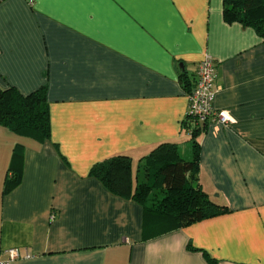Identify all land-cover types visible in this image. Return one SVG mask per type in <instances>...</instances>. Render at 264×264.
<instances>
[{"label": "crops", "instance_id": "1", "mask_svg": "<svg viewBox=\"0 0 264 264\" xmlns=\"http://www.w3.org/2000/svg\"><path fill=\"white\" fill-rule=\"evenodd\" d=\"M217 67L197 182L230 212L172 232L90 176L161 144L194 156L183 126L200 63ZM182 75L189 82L184 87ZM46 89L51 139L0 127V255L12 264H264V40L224 19V0H0V88ZM19 184L4 194L16 146ZM184 151V152H183ZM55 215V219H52Z\"/></svg>", "mask_w": 264, "mask_h": 264}, {"label": "trees", "instance_id": "2", "mask_svg": "<svg viewBox=\"0 0 264 264\" xmlns=\"http://www.w3.org/2000/svg\"><path fill=\"white\" fill-rule=\"evenodd\" d=\"M224 19L228 23L254 28L264 40V0H224ZM181 80L188 89L187 78L182 75ZM194 87L188 89L189 94ZM207 124H196L190 116H186L183 122L192 137L194 156L190 160L182 156L176 144L165 143L141 160L145 162L144 180L140 179L139 172L134 173L133 160L127 155H118L94 165L90 176L100 181L110 193L138 202L144 209L147 222L165 233L227 214L229 208L211 200L197 182L199 138L206 132ZM0 127L42 144L49 142L51 117L46 89L23 95L14 87L0 88ZM22 148V145L15 148L4 194L20 182L21 169L17 161ZM189 249L202 252L210 264H215L206 251L191 244Z\"/></svg>", "mask_w": 264, "mask_h": 264}, {"label": "built area", "instance_id": "3", "mask_svg": "<svg viewBox=\"0 0 264 264\" xmlns=\"http://www.w3.org/2000/svg\"><path fill=\"white\" fill-rule=\"evenodd\" d=\"M217 79L216 64L211 57L206 56L199 65L195 87L189 94L187 116L196 124L207 123L211 118L225 125L234 122L226 111H214ZM52 219H55V215H52ZM26 258H29L28 254H23L19 248H11L0 255V264H12Z\"/></svg>", "mask_w": 264, "mask_h": 264}, {"label": "rangeland", "instance_id": "4", "mask_svg": "<svg viewBox=\"0 0 264 264\" xmlns=\"http://www.w3.org/2000/svg\"><path fill=\"white\" fill-rule=\"evenodd\" d=\"M1 201H2V198H1V193H0V208H1V205H2V202Z\"/></svg>", "mask_w": 264, "mask_h": 264}]
</instances>
